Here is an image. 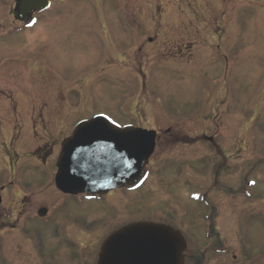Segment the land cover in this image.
<instances>
[{
	"label": "rangeland",
	"instance_id": "1",
	"mask_svg": "<svg viewBox=\"0 0 264 264\" xmlns=\"http://www.w3.org/2000/svg\"><path fill=\"white\" fill-rule=\"evenodd\" d=\"M52 2L34 29L15 32V0H0V264L79 253L74 232L82 241L135 220L179 228L199 255L228 247L209 264H264V0ZM96 115L157 132L150 179L76 201L56 191L54 160ZM24 195L34 214L60 204L34 232L18 215Z\"/></svg>",
	"mask_w": 264,
	"mask_h": 264
},
{
	"label": "water",
	"instance_id": "2",
	"mask_svg": "<svg viewBox=\"0 0 264 264\" xmlns=\"http://www.w3.org/2000/svg\"><path fill=\"white\" fill-rule=\"evenodd\" d=\"M20 2L25 6L24 13L44 4V0ZM153 142V131L119 129L104 116L84 120L61 143L55 184L62 192L72 195L103 194L121 186L135 187L144 177L142 167L153 150ZM185 249L183 235L169 225L131 223L104 240L97 264H184Z\"/></svg>",
	"mask_w": 264,
	"mask_h": 264
},
{
	"label": "flooded vegetation",
	"instance_id": "3",
	"mask_svg": "<svg viewBox=\"0 0 264 264\" xmlns=\"http://www.w3.org/2000/svg\"><path fill=\"white\" fill-rule=\"evenodd\" d=\"M17 5H18V3H17ZM15 6H16V1H15ZM15 6H14V8H13V11L14 12H16V10H15ZM17 13V12H16ZM34 15V14H33ZM210 142L212 143L213 142V139L212 140H210ZM157 143V142H156ZM10 184V183H9ZM0 188H1V192H3L5 189H6V187L4 186V185H1L0 186ZM59 193V192H58ZM23 199H25L26 200V202H25V200H23ZM23 200V201H22ZM77 201V200H76ZM19 205L21 206V207H23V210L25 211L23 214H21L22 212H18V215H20L21 217H22V221H25V223H28V225L29 226H27L26 227V225H25V228H26V230L27 231H29V232H31V231H33L34 232V228L36 227V226H40L41 227V225L40 224H42V223H46L49 219H51V214H53L54 213V211L60 206V204L59 205H57L56 207H54V209H53V211H51V209H49V208H47V207H39L37 210H36V213H37V211L40 209V208H43V209H45V211H46V214L44 215V216H42V217H39V216H37V214H34L32 211V209H33V207H31L33 204L31 203V201H30V198L28 197V196H23V197H21V199H20V203H19ZM26 207H25V206ZM53 212V213H52ZM19 220V217L18 216H16L15 218H13V221L15 222V221H18ZM23 225V224H22ZM13 228H14V226H13ZM15 229V228H14ZM77 233V232H76ZM91 234H93V233H91ZM91 234H89V235H86L85 234V236H84V238L85 239H89V245H90V249H92V248H94V249H96V252H94V257H93V259H92V263L91 264H94V259L96 258V255H97V252H98V249H99V246H100V242H101V240H102V238H103V234H100V235H91ZM73 237H74V239H75V241L78 243V244H76L77 246H79L80 247V249H79V253H75V254H73V253H66V254H63L62 256H61V258H57L56 256L52 259V258H44L45 260H48L47 262L48 263H52V264H82V260H83V256H82V249H83V242H84V240H80L78 237H77V234H75V232L73 233V235H72ZM87 236H89L88 238H87ZM91 236H93V237H91ZM70 237V236H69ZM58 240V239H57ZM61 240L64 242V240L61 238ZM210 249H211V251H209V252H207V251H203L202 252V255H199L197 252H194V251H186V253H185V264H209V260H207V259H209V257H211L210 255L211 254H213V255H217V256H219V257H223V256H226V252L225 253H221V252H218L217 251V249H220L221 248V246H218V247H216V248H214L213 246H210L209 247ZM91 251V250H90ZM41 252V253H40ZM33 253L35 254V253H39V254H41V255H44V250H39V249H36V250H34L33 251ZM75 261V262H74ZM48 263H45V264H48ZM245 263H246V261H245ZM244 263V264H245ZM220 264H226V263H222V262H220ZM238 264H243L242 262H239ZM249 264H253V263H249Z\"/></svg>",
	"mask_w": 264,
	"mask_h": 264
},
{
	"label": "bare ground",
	"instance_id": "4",
	"mask_svg": "<svg viewBox=\"0 0 264 264\" xmlns=\"http://www.w3.org/2000/svg\"><path fill=\"white\" fill-rule=\"evenodd\" d=\"M51 10H52V8H51ZM46 12H43L42 14H45ZM38 22H36V24H37ZM36 24L32 27V29H34L35 28V26H36ZM149 177L147 178V180L141 185V187L139 188V189H137L136 191H138V190H140L148 181H149Z\"/></svg>",
	"mask_w": 264,
	"mask_h": 264
}]
</instances>
